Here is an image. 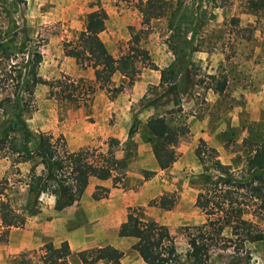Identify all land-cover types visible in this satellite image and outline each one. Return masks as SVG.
Listing matches in <instances>:
<instances>
[{"label": "rangeland", "instance_id": "374dc122", "mask_svg": "<svg viewBox=\"0 0 264 264\" xmlns=\"http://www.w3.org/2000/svg\"><path fill=\"white\" fill-rule=\"evenodd\" d=\"M145 1L20 0L9 8L8 0L0 5V39L7 31L21 47L0 58V180L7 179L5 193L22 214L7 241L0 242V264H41L40 248L49 241L41 230L63 215L47 194L39 198L38 213L25 210L30 196L24 182L35 163L20 161L13 152L12 144L21 138L6 125L15 119L31 138L46 134L88 160L109 149L114 157L127 158V167L114 174L117 183L90 178L84 204L80 198L66 208L72 216L67 226L91 234L95 229V240L103 236L122 252L120 264H144L131 248L133 240L118 237L128 213L166 226L181 254L202 231L212 264H264V240H244L245 228L238 235L228 227L216 234L218 215L207 214L196 202L202 193L225 197L233 191L231 182L248 156L243 140L264 138V10H250V0H151L162 12L146 18L138 9ZM97 8L107 13L99 36L112 57L134 46L148 55L134 60L132 82L116 73L109 86H102L89 65L64 55L63 44L78 35L86 14ZM163 71L169 73L165 81ZM30 72L46 83H33ZM68 92L75 100L62 96ZM155 117L177 129L174 157L165 169L156 165V142L147 127ZM34 168L39 172L41 165ZM94 193L101 198L95 200ZM161 195L173 196L171 209L150 204ZM242 201V219L264 232V209L247 197ZM76 252L70 264H81ZM180 262L188 264L184 258Z\"/></svg>", "mask_w": 264, "mask_h": 264}, {"label": "trees", "instance_id": "16d2710c", "mask_svg": "<svg viewBox=\"0 0 264 264\" xmlns=\"http://www.w3.org/2000/svg\"><path fill=\"white\" fill-rule=\"evenodd\" d=\"M8 0H0L4 6ZM20 0H9V8H14ZM9 8H5L4 15L10 17ZM160 5H155L151 0H146L144 5L139 4V11L146 16L156 17ZM248 8L252 11L264 10V0H250ZM107 13L103 8L91 10L86 14L83 29L71 41L63 44L64 55L81 60L93 69L95 81L102 86H109L116 73L132 82L135 76L134 60L148 59L145 50L134 46L126 54L117 58L112 57L100 38V33L105 29ZM6 38L0 39V58H10L12 54L20 52L21 47L14 42V37L5 31ZM8 35V37H7ZM171 69L170 75L174 74ZM33 83L43 82L30 72ZM167 72H161V79L167 80ZM59 83V81H56ZM55 82V83H56ZM52 85H50L51 87ZM111 88V87H109ZM122 84L115 87L114 94L120 92ZM65 99L75 100L70 92ZM148 130L155 138L153 157L159 169L170 166L174 151L172 138L177 129L170 127L163 117H155L147 124ZM6 129L17 130L20 136L18 143H13V152L20 156V161H31L41 165L39 172L34 166L26 175L24 184L30 200L25 210L33 215L39 212V198L43 194L53 197V209L57 212L77 203L82 197L90 178L106 180L111 178L114 183L119 178L114 175L127 167V158H116L109 149L93 160H88L81 151H68L64 142L59 143L46 134H37L31 138L25 130L24 124L15 119L6 125ZM33 142V149L32 147ZM243 146L247 158L239 168V175L231 182L235 186L225 197L217 195L199 194L196 202L209 215H218L216 221L219 227L216 234H221L225 227L231 229L232 235H238V230L245 228L244 240L259 242L264 240V232L256 224L242 219V197H247L257 209H264V138H245ZM217 168L223 174H229L228 168L217 163ZM8 187L7 179L0 180V242L7 241L8 230L17 226L22 214L15 209L8 200L5 189ZM246 192V193H244ZM94 199L101 198L95 193ZM150 204L168 210L174 204L173 196L161 195L153 199ZM201 231V230H200ZM196 243L184 254L177 251L173 237L164 225L143 220L136 214L128 213L121 224L118 237L132 239L131 248L137 252L144 264H183L181 258L188 264H212L210 262L209 243L204 232H200ZM41 264H70L68 258L71 250L67 241L55 246L52 242H45L41 248ZM82 264H120L122 252L111 245L100 246L91 250L77 252Z\"/></svg>", "mask_w": 264, "mask_h": 264}, {"label": "crops", "instance_id": "0c3cea01", "mask_svg": "<svg viewBox=\"0 0 264 264\" xmlns=\"http://www.w3.org/2000/svg\"><path fill=\"white\" fill-rule=\"evenodd\" d=\"M99 181H102V180H99ZM87 193H88V188H86V191L81 197V203L83 204L86 201ZM53 204H54V199H53ZM60 212L62 213H60L59 215L63 214L62 217L61 216L53 217L52 220H48L44 228L41 230V234L44 237H46V239H48L50 242L55 244V246H57L62 241H67L71 252H73V250L80 252L84 250H90V248H93V247L97 248V247L104 246L107 244L108 239H106L103 236H99L100 238L98 237L96 240L94 239L95 236L98 235L95 229L92 230L93 233L91 234V232H86L84 229H80L79 227H71L69 225L67 226L70 219L72 218L70 214L71 209L65 208L64 210ZM64 213L67 216L66 220L64 219V215H65ZM105 213L107 212H104V214ZM103 223L105 224L104 231L105 233H108L109 229L106 225V221L104 220ZM95 233H97V235H95ZM24 246H26V243H23V246L21 245V247H24Z\"/></svg>", "mask_w": 264, "mask_h": 264}]
</instances>
